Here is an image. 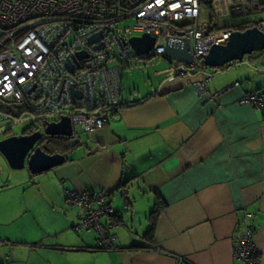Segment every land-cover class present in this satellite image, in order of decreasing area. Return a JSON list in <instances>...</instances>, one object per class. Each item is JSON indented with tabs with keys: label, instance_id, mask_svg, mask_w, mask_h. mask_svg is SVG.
<instances>
[{
	"label": "crops",
	"instance_id": "obj_1",
	"mask_svg": "<svg viewBox=\"0 0 264 264\" xmlns=\"http://www.w3.org/2000/svg\"><path fill=\"white\" fill-rule=\"evenodd\" d=\"M230 69L202 98L189 75L124 94L106 127L87 134L86 151L54 168L57 180L39 183L44 197L0 203V264H241L233 246L243 212L253 214L264 264V112L238 101L261 86ZM122 185L132 193L120 213L113 201ZM66 190L109 193L122 223L112 230L115 250H97L93 231H73L82 212L67 204ZM156 196L166 209L147 240ZM14 205H23L21 215Z\"/></svg>",
	"mask_w": 264,
	"mask_h": 264
},
{
	"label": "built area",
	"instance_id": "obj_2",
	"mask_svg": "<svg viewBox=\"0 0 264 264\" xmlns=\"http://www.w3.org/2000/svg\"><path fill=\"white\" fill-rule=\"evenodd\" d=\"M255 11L264 12V0H0V101L49 122L68 116L74 137L92 134L106 127V108L123 104L125 73L170 60L165 47H180L184 41L193 62L170 60V65L174 74L196 76L191 88L202 98L211 80L203 73L202 58L210 48L225 45L236 30L255 27L264 32V20L219 28L213 16L241 17ZM212 26L217 30L211 31ZM144 34L153 38V47L136 55L130 39ZM238 101L264 112L262 90ZM65 198L82 212L73 231H93L97 250H115L112 230L122 223L109 193L66 190ZM252 217L243 212L234 234V258L241 264H260L254 257Z\"/></svg>",
	"mask_w": 264,
	"mask_h": 264
},
{
	"label": "water",
	"instance_id": "obj_3",
	"mask_svg": "<svg viewBox=\"0 0 264 264\" xmlns=\"http://www.w3.org/2000/svg\"><path fill=\"white\" fill-rule=\"evenodd\" d=\"M153 44L154 40L148 34L130 39L131 48L136 55L147 54L152 49ZM188 50L189 45L185 41L180 47L167 45L165 47V56L177 63L191 64L193 59ZM261 51H264V32L255 27L242 31L236 30L230 34L229 40L225 45H215L210 48L208 53L202 58V65L206 68L217 70L223 69L232 63H235L234 66L248 65V61H244V58ZM68 67L69 71L72 72V66L69 64ZM226 71L227 69L218 70L217 74L225 73ZM203 73L206 74L205 72ZM177 74H173L169 79H173ZM33 119V117L26 118L2 126L0 135L16 126L29 123ZM43 135L68 139L71 148H75L80 143L79 138L73 136L70 118L68 116H60L58 120L45 122L43 131H36L29 135H14L0 140V156L11 170L26 169L30 175H39L65 164L67 162L65 155L58 153L48 154L45 151L46 149L42 150L39 147L32 150ZM30 151L32 153L28 156L25 165V159ZM131 190V188L118 190V195L125 207L128 205V197L132 193Z\"/></svg>",
	"mask_w": 264,
	"mask_h": 264
},
{
	"label": "rangeland",
	"instance_id": "obj_4",
	"mask_svg": "<svg viewBox=\"0 0 264 264\" xmlns=\"http://www.w3.org/2000/svg\"><path fill=\"white\" fill-rule=\"evenodd\" d=\"M214 24L219 28L223 26H240L246 23H255L257 21L264 20V12H250L249 14L241 17H233L231 15L227 16H213ZM132 21L129 22L131 24ZM252 55V54H251ZM257 55L255 52L254 56ZM171 61L167 59H161L159 62L154 65H147L142 68V71H127L124 75L123 84L126 87L124 94L128 92L130 95L143 94V92L148 87H155L157 83L163 82L165 79L169 78L174 74L172 69ZM264 64V60H254L251 62L249 67L244 65H237L231 67L230 70H239L240 75L238 79L249 86L259 87L264 91V69L259 68L260 65ZM206 71V74L212 76L209 81V85L212 84L214 77L219 76L217 74V69L214 68H203ZM229 70V69H228ZM246 70V74H243V71ZM232 72V71H231ZM11 105L0 101V111L8 109ZM4 124V121H0V127ZM24 126L19 125L13 128L12 132L14 134H19L23 130ZM74 128L78 130L79 124L75 123ZM76 137L79 138L80 143L78 146L72 149V153L67 157V160H71L74 156L85 150V145L88 142L87 134L77 133ZM3 138V135H0V139ZM57 180L54 169L47 171L39 175H30L26 169L24 170H11L5 163V161L0 156V203L5 199L15 200V203H20L21 199H38L44 197L45 193L41 189H37L39 183L54 182ZM17 182H24L21 185H17ZM14 202V201H12ZM15 210L11 212L12 214H17V216L22 214L23 205H14L10 206ZM113 208L116 211L118 210L122 213L125 206H123L122 200L119 195H115L113 201ZM22 209V210H21ZM117 211V212H118ZM19 213V214H18ZM92 236V235H91ZM90 236V237H91Z\"/></svg>",
	"mask_w": 264,
	"mask_h": 264
},
{
	"label": "flooded vegetation",
	"instance_id": "obj_5",
	"mask_svg": "<svg viewBox=\"0 0 264 264\" xmlns=\"http://www.w3.org/2000/svg\"><path fill=\"white\" fill-rule=\"evenodd\" d=\"M1 112L2 111H0V113ZM3 112L5 113V115L4 116L0 115V121H4V124L2 126L9 125L13 121H19L22 119L33 117V116H30V115H27V114L21 112L20 110H18L14 106H10L8 109H6ZM33 118H34L33 121L26 123V124H23L24 128L19 134H14L12 132V130H13V128H12V129L7 130L6 133L1 134V135H3L2 139L10 137V136H14V135H29V134L36 132V131H43V124L49 120L45 119V118H37V117H33ZM2 139H0V140H2ZM37 147L41 148L42 150L46 149L45 151L48 154L58 153L61 155H65L66 158L72 153V149L69 146V140L65 139L63 137H48V136L43 135L37 141V143L32 148V150L37 148ZM31 153H32V151H30L27 154V157L25 159V165L27 162V158Z\"/></svg>",
	"mask_w": 264,
	"mask_h": 264
},
{
	"label": "trees",
	"instance_id": "obj_6",
	"mask_svg": "<svg viewBox=\"0 0 264 264\" xmlns=\"http://www.w3.org/2000/svg\"><path fill=\"white\" fill-rule=\"evenodd\" d=\"M216 27L215 26H212L211 27V31H216ZM255 53H253L252 55L248 56V57H245L244 58V61H248V66L251 65V62L254 61V60H259V61H262L264 60V51H261V52H257V55L254 56ZM235 63H232V64H229L227 65L226 67H224L223 69L224 70H228L230 69L231 67H234ZM204 68V66H203ZM259 68L261 69H264V64L260 65ZM219 70V69H218ZM217 70V71H218ZM180 75H186L185 73H182V72H178V74L176 76H180ZM120 107V106H118ZM118 107H115V108H106L105 112H109V111H114L116 110ZM17 108V107H16ZM125 185V184H123ZM123 185L121 187H119L117 189L120 190L122 189ZM166 209V205L165 203L158 197L156 196V199H155V203H154V206H153V209L152 211L150 212L148 218H147V221H148V224H149V228H148V231L146 232V234L144 235V238L147 239V240H151L153 238V233H154V228H155V224H156V221L157 219L159 218L160 214ZM251 226V229H252V235L254 236V229L252 227V225L250 224ZM97 249V248H96ZM254 257L255 258H258V255H257V252L255 250L254 252ZM259 259V258H258Z\"/></svg>",
	"mask_w": 264,
	"mask_h": 264
}]
</instances>
